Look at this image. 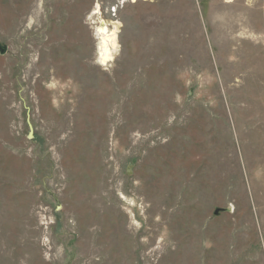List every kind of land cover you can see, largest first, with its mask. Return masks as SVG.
I'll return each instance as SVG.
<instances>
[{
	"label": "rangeland",
	"instance_id": "1",
	"mask_svg": "<svg viewBox=\"0 0 264 264\" xmlns=\"http://www.w3.org/2000/svg\"><path fill=\"white\" fill-rule=\"evenodd\" d=\"M0 47V264H264V0H0Z\"/></svg>",
	"mask_w": 264,
	"mask_h": 264
},
{
	"label": "bare ground",
	"instance_id": "2",
	"mask_svg": "<svg viewBox=\"0 0 264 264\" xmlns=\"http://www.w3.org/2000/svg\"><path fill=\"white\" fill-rule=\"evenodd\" d=\"M93 13L95 15L97 11ZM101 25L102 27L98 29V32L100 33L102 38L98 44L99 46L97 52V59L100 64L105 65L107 62H110L112 60L113 51L116 44V39H115L116 27L112 26L113 29L108 30L105 27L104 23H102Z\"/></svg>",
	"mask_w": 264,
	"mask_h": 264
},
{
	"label": "water",
	"instance_id": "3",
	"mask_svg": "<svg viewBox=\"0 0 264 264\" xmlns=\"http://www.w3.org/2000/svg\"><path fill=\"white\" fill-rule=\"evenodd\" d=\"M0 52H4V49L0 47Z\"/></svg>",
	"mask_w": 264,
	"mask_h": 264
}]
</instances>
